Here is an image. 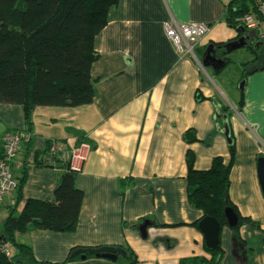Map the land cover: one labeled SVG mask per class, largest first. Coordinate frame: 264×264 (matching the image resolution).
Listing matches in <instances>:
<instances>
[{
    "label": "crops",
    "instance_id": "crops-1",
    "mask_svg": "<svg viewBox=\"0 0 264 264\" xmlns=\"http://www.w3.org/2000/svg\"><path fill=\"white\" fill-rule=\"evenodd\" d=\"M228 1L118 0L93 38L97 56L90 66L94 95L89 104L36 106L27 123L21 105L0 103V144L6 132L29 134L11 164L14 177L23 179L17 211L25 199H50L70 148L78 140L90 144L74 175L82 191L74 230L30 229L15 235L37 262L129 264L81 259L79 254L66 261L70 249L99 246L126 247L137 264L208 257L204 235L193 225L202 211L187 200L185 156L191 151L193 168L200 171L208 169L215 156L228 163V143L215 122V101L232 112L228 198L242 217L256 224H241L236 231L227 225L220 228V264H264V192L258 164L264 158V66L244 74L263 64L256 62L264 52L255 59V51L264 48V41L255 48L261 41L244 29L247 45L222 53L228 62L217 72L200 63L208 44L221 46L242 35L225 21ZM249 9L246 0L245 11ZM169 20L207 25L194 56L180 54L167 39L163 23ZM237 80H243L242 89L234 87ZM186 130H193L196 141H184ZM13 203L14 194L0 204V231ZM145 220L150 225L142 238L137 227ZM9 249L13 256V246Z\"/></svg>",
    "mask_w": 264,
    "mask_h": 264
},
{
    "label": "trees",
    "instance_id": "trees-1",
    "mask_svg": "<svg viewBox=\"0 0 264 264\" xmlns=\"http://www.w3.org/2000/svg\"><path fill=\"white\" fill-rule=\"evenodd\" d=\"M117 2L118 0H0V103L21 105L27 123L36 106L77 107L89 104L94 95L90 66L97 56L93 49V38L106 24L109 8ZM245 10L246 0H229L225 17L227 25L239 31L242 26L238 19ZM260 51V48L255 51V59L261 56L258 54ZM227 62L225 60L224 64ZM263 66L264 62L244 74ZM201 98L196 93V100ZM214 103L216 126L226 124L228 128L230 159L224 164L220 156H215L208 169L195 170L193 154L187 150V200L190 206L201 210L203 216L216 219L220 228L226 225L223 208L229 207L237 221L231 230L236 231L241 224L255 223L242 217L228 198V179L234 155L233 136L228 125L232 112L227 106ZM182 138L187 143L196 141L193 130H186ZM46 153L45 150L42 154ZM37 156L38 153L35 157L38 159ZM64 169L50 199H25L19 211L17 206L21 200L23 179L16 178L14 203L8 206L0 231V241L10 243L15 254L8 257L0 249V264H48L37 262L30 247L16 241L15 235L18 233H25L30 229L47 232L74 230L82 202V191L76 187L75 172L68 169L67 162H64ZM198 222L199 220L193 223L197 228ZM171 244L168 242V246ZM112 247H119L124 252V255H119L112 261L121 259L129 264H137L130 249ZM72 250L74 251L70 249L68 252L66 261L78 258V255H72ZM205 250L208 257H185L179 259L178 264H220L223 251L219 241L211 250L206 247ZM88 257L97 256L89 254L85 258Z\"/></svg>",
    "mask_w": 264,
    "mask_h": 264
},
{
    "label": "built area",
    "instance_id": "built-area-1",
    "mask_svg": "<svg viewBox=\"0 0 264 264\" xmlns=\"http://www.w3.org/2000/svg\"><path fill=\"white\" fill-rule=\"evenodd\" d=\"M249 11L238 19L239 24L252 32L255 38L264 41V0H249ZM165 36L180 54L194 56V47L206 33L205 24H175L172 21L163 23ZM29 134L19 131L6 132L0 144V204L12 196L17 187V180L12 172L11 164L18 156L24 143L28 142ZM90 144L78 140L70 148L67 164L72 172H78L89 152ZM10 244L0 246L8 257H11Z\"/></svg>",
    "mask_w": 264,
    "mask_h": 264
},
{
    "label": "water",
    "instance_id": "water-1",
    "mask_svg": "<svg viewBox=\"0 0 264 264\" xmlns=\"http://www.w3.org/2000/svg\"><path fill=\"white\" fill-rule=\"evenodd\" d=\"M239 32L242 34L239 38L231 42H228L222 46L214 47L212 44H208L205 47L200 57L201 65L203 67H211L214 72H217L224 65V62H225L221 57L222 53L229 52L234 49L241 48L247 45L246 41L249 38V35H244V29L242 27L239 29ZM252 36L255 38V35L252 34ZM261 43L263 42L262 41L257 42V44H255L254 47L256 48ZM242 85H243V81L239 84L238 88L242 89ZM216 116H217V113H215V117ZM217 128L224 134L226 141L228 142L227 125L225 124L223 126H218ZM258 164H259L260 184L262 187V191L264 192V158H259ZM223 216L225 218V222L228 227L231 228L236 225V222H237L236 217L233 211L229 207L223 208ZM149 225L150 224L147 220L143 221L142 224L138 225L137 230L142 238L146 237V228ZM198 229H200L204 235V242H205L206 249L211 250L213 247L217 245L219 241L218 233H219L220 227L216 219L210 216H203L198 222ZM4 243H5L4 240L0 241V245ZM77 254H79V257L81 259H84L86 255L94 254L97 257L106 258L109 260H115L117 256L124 255V252L119 247L101 246L98 248L75 249L72 252V255H77Z\"/></svg>",
    "mask_w": 264,
    "mask_h": 264
},
{
    "label": "rangeland",
    "instance_id": "rangeland-1",
    "mask_svg": "<svg viewBox=\"0 0 264 264\" xmlns=\"http://www.w3.org/2000/svg\"><path fill=\"white\" fill-rule=\"evenodd\" d=\"M264 52V48L262 49V53ZM262 60H264V54L261 56V58L259 59V60H257V62H256V64L257 63H262ZM260 61V62H259ZM233 68V67H232ZM230 71H228V73H229ZM243 80H237L236 82H235V85H234V87H238L239 86V84L242 82Z\"/></svg>",
    "mask_w": 264,
    "mask_h": 264
},
{
    "label": "bare ground",
    "instance_id": "bare-ground-1",
    "mask_svg": "<svg viewBox=\"0 0 264 264\" xmlns=\"http://www.w3.org/2000/svg\"><path fill=\"white\" fill-rule=\"evenodd\" d=\"M67 157H68V155H67ZM75 250V249H74ZM73 251V250H72Z\"/></svg>",
    "mask_w": 264,
    "mask_h": 264
},
{
    "label": "flooded vegetation",
    "instance_id": "flooded-vegetation-1",
    "mask_svg": "<svg viewBox=\"0 0 264 264\" xmlns=\"http://www.w3.org/2000/svg\"><path fill=\"white\" fill-rule=\"evenodd\" d=\"M223 55H221V57H222Z\"/></svg>",
    "mask_w": 264,
    "mask_h": 264
}]
</instances>
